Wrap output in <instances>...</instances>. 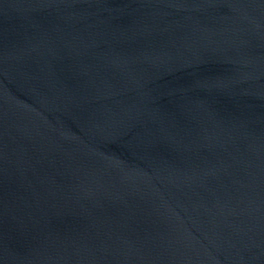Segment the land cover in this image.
Masks as SVG:
<instances>
[{
    "label": "water",
    "instance_id": "95a60500",
    "mask_svg": "<svg viewBox=\"0 0 264 264\" xmlns=\"http://www.w3.org/2000/svg\"><path fill=\"white\" fill-rule=\"evenodd\" d=\"M0 264H264V0H0Z\"/></svg>",
    "mask_w": 264,
    "mask_h": 264
}]
</instances>
